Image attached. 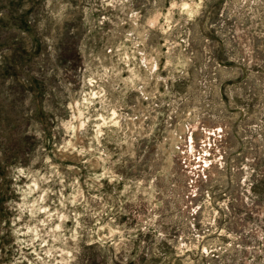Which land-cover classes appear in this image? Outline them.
I'll list each match as a JSON object with an SVG mask.
<instances>
[{
    "label": "rangeland",
    "instance_id": "1",
    "mask_svg": "<svg viewBox=\"0 0 264 264\" xmlns=\"http://www.w3.org/2000/svg\"><path fill=\"white\" fill-rule=\"evenodd\" d=\"M0 264H264V0H0Z\"/></svg>",
    "mask_w": 264,
    "mask_h": 264
}]
</instances>
